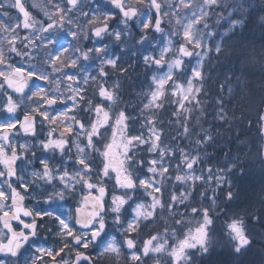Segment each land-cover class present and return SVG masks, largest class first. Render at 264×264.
<instances>
[{
	"label": "clouds",
	"instance_id": "clouds-1",
	"mask_svg": "<svg viewBox=\"0 0 264 264\" xmlns=\"http://www.w3.org/2000/svg\"><path fill=\"white\" fill-rule=\"evenodd\" d=\"M23 7L0 22V264H264V0Z\"/></svg>",
	"mask_w": 264,
	"mask_h": 264
},
{
	"label": "trees",
	"instance_id": "trees-1",
	"mask_svg": "<svg viewBox=\"0 0 264 264\" xmlns=\"http://www.w3.org/2000/svg\"><path fill=\"white\" fill-rule=\"evenodd\" d=\"M253 181L249 178L241 179V194L244 199L250 198ZM231 258L227 255H216L209 258V264H230Z\"/></svg>",
	"mask_w": 264,
	"mask_h": 264
},
{
	"label": "rangeland",
	"instance_id": "rangeland-1",
	"mask_svg": "<svg viewBox=\"0 0 264 264\" xmlns=\"http://www.w3.org/2000/svg\"><path fill=\"white\" fill-rule=\"evenodd\" d=\"M98 3H100V0H97ZM3 3V0H0V4ZM14 3L12 0H10V4L7 7H0V22L3 24H11L13 23L12 17H17V15L14 14ZM66 37H61L58 41L60 46H64ZM97 43H102L98 41Z\"/></svg>",
	"mask_w": 264,
	"mask_h": 264
},
{
	"label": "water",
	"instance_id": "water-1",
	"mask_svg": "<svg viewBox=\"0 0 264 264\" xmlns=\"http://www.w3.org/2000/svg\"><path fill=\"white\" fill-rule=\"evenodd\" d=\"M15 2V6H16V12L19 15H25V9L23 7V3L22 0H13Z\"/></svg>",
	"mask_w": 264,
	"mask_h": 264
}]
</instances>
